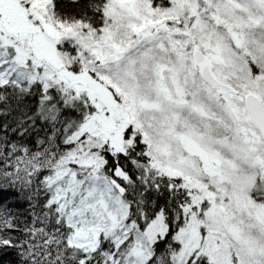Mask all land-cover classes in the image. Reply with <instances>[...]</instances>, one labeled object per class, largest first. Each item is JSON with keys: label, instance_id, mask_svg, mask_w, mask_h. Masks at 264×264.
Wrapping results in <instances>:
<instances>
[{"label": "snow or ice", "instance_id": "6c2138e0", "mask_svg": "<svg viewBox=\"0 0 264 264\" xmlns=\"http://www.w3.org/2000/svg\"><path fill=\"white\" fill-rule=\"evenodd\" d=\"M0 264H264V0H0Z\"/></svg>", "mask_w": 264, "mask_h": 264}]
</instances>
